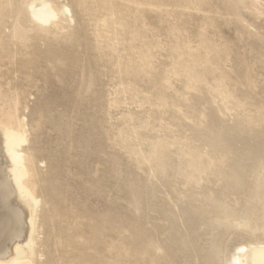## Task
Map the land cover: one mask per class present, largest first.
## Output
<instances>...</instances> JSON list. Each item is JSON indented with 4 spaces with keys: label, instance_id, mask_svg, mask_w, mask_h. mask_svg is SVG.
I'll return each mask as SVG.
<instances>
[{
    "label": "rangeland",
    "instance_id": "rangeland-1",
    "mask_svg": "<svg viewBox=\"0 0 264 264\" xmlns=\"http://www.w3.org/2000/svg\"><path fill=\"white\" fill-rule=\"evenodd\" d=\"M79 1L62 0L70 42L51 36L41 47L50 88L42 74L34 89L27 69L17 74L28 97L23 150L36 157L44 201L42 264H231L240 244L264 240V229L244 226H264V164L246 193L215 195L220 164L191 129L211 112L262 130L264 0H113L109 11L102 0L85 9ZM160 145L176 166L198 149L205 167L189 166L186 179L162 170L151 163ZM130 181L154 199L138 208ZM205 194L210 214L193 231L188 201L201 207Z\"/></svg>",
    "mask_w": 264,
    "mask_h": 264
},
{
    "label": "bare ground",
    "instance_id": "bare-ground-1",
    "mask_svg": "<svg viewBox=\"0 0 264 264\" xmlns=\"http://www.w3.org/2000/svg\"><path fill=\"white\" fill-rule=\"evenodd\" d=\"M88 1L80 0L79 6L85 9ZM112 1L102 0L105 11H109ZM105 18L100 21L107 26ZM72 23L70 6L62 0H0V127L6 128H0V264H42L44 201L38 194L36 157L28 149L23 150L29 136L25 112L28 97L21 90L17 74L27 69L26 79L32 89L38 84L36 75L42 74L50 88L51 62L47 57L41 61L47 52L41 47H47L51 36L69 43L71 36L66 30ZM5 139L9 140L8 145ZM207 208L205 215L210 214L208 205ZM244 226L253 232L264 229L249 222ZM248 241L235 249L231 264H264V240L255 237ZM17 243L22 247L13 250Z\"/></svg>",
    "mask_w": 264,
    "mask_h": 264
},
{
    "label": "water",
    "instance_id": "water-1",
    "mask_svg": "<svg viewBox=\"0 0 264 264\" xmlns=\"http://www.w3.org/2000/svg\"><path fill=\"white\" fill-rule=\"evenodd\" d=\"M245 96L253 99L252 95L246 93ZM204 101L201 99L199 103ZM264 111V107L262 109ZM209 122L203 126V128H193L191 131L195 136L196 141L200 146H205L211 150V155L215 159V164H220L216 169V176H223L222 189L215 195H221L222 193L232 195L246 193L250 188L251 180L249 175L251 172H257L261 165L264 164V120H259L261 131H255L254 126L250 124L252 119L237 120L233 126H229L224 121L217 119L213 113H209L207 116ZM264 118V117H263ZM259 124V123H258ZM159 151L155 158H151V163L159 165V168L166 170H174L179 168L178 172L184 179L187 178L189 166L194 169L204 168V162L200 159V152L198 149H193L190 154V159L182 164L178 163L177 166L171 164V157L164 145L157 147ZM227 163L228 171L221 169L224 164ZM112 173L119 176L120 166L118 161H114L111 165ZM128 189H130L129 195H131L132 202L141 208L144 205L146 199L153 200L154 192L150 191L143 194L144 183H128ZM248 193V192H247ZM209 195L203 196V206L198 207L195 205V199L192 197L188 201L189 211L195 212L198 215L197 219H189L188 223H191L193 231H196L199 219L201 215L207 212V203ZM206 203V204H205ZM143 233L140 235V239L144 241ZM177 234H180L178 232ZM225 234V232H224ZM223 234V235H224Z\"/></svg>",
    "mask_w": 264,
    "mask_h": 264
}]
</instances>
